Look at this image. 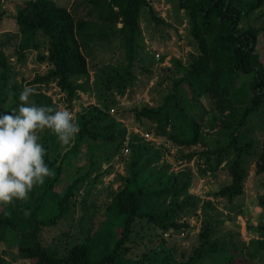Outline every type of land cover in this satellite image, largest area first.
I'll return each mask as SVG.
<instances>
[{
	"label": "rangeland",
	"instance_id": "obj_1",
	"mask_svg": "<svg viewBox=\"0 0 264 264\" xmlns=\"http://www.w3.org/2000/svg\"><path fill=\"white\" fill-rule=\"evenodd\" d=\"M24 1L0 0V50L11 66L10 83L18 87L19 93L26 85L36 87L34 77L45 75L52 69L47 57L46 38L39 50L27 51L22 60L17 57L14 16ZM55 1L60 6L72 9L76 17L77 36L89 47L88 69L85 75L70 78L77 88L71 98L61 89L57 79H50L46 86L41 84V91L51 99L55 108H66L73 112L78 124L79 117L87 115L88 120L93 118L92 124L96 122L98 126H104L105 122L100 121L99 117L95 119L97 115L95 118L90 116L94 108L102 109L118 129L125 130V139L118 148L109 141L105 143L99 140L94 145L85 140L75 146L77 134L70 146H62L52 130L38 131L39 142L46 150L44 160L56 159L55 166L60 164L62 168L61 174L52 183L53 190L62 196L74 179L81 178L68 197L64 215L55 225L40 231L39 238L45 249L55 256H63L69 247L85 241L90 233L102 234L110 246L119 237L123 215L113 207L112 199L124 187L130 175V163L135 152L131 147L132 142L136 149L140 143H145L160 152L159 160L144 171L146 175L150 176L152 169L161 164H169L166 175L176 174L179 185L187 182L186 190L181 195L166 198L165 202L160 203V208L170 203L184 202L173 220L187 223L188 226L162 230L149 223L144 216L136 219L125 243L128 250L119 264L186 262L194 252L200 250L204 225H208L210 230L206 235L207 240L203 242L204 247L213 242L217 247L232 246L227 247L236 256L232 264H264V172L256 173V162L264 139V103L247 117L246 126L239 128L242 134L254 140L243 163L242 193L230 200L219 197L216 192L231 180L224 165L233 159V154L225 153L224 163L213 171L208 168L200 151L203 148L214 149L228 140V131L219 129L217 124L212 127V124L213 119L224 118L229 109L218 111L208 94L198 101L193 100L190 113L198 119L202 118L201 132L208 142L204 147L202 144L173 146L163 136L154 134V125L146 119H138L135 114L143 106L160 104L171 91L173 80L182 75L183 69L199 53L189 33L187 11L179 6V0H145L142 4L135 38V59L131 66L134 79L122 92L115 87L106 91L105 85L114 73L122 72L127 64L125 27L116 20H104L101 9L91 0ZM251 1L240 0V7L245 8ZM243 77L245 83L251 80V75ZM233 101L235 109H241L243 103L236 101V98ZM29 103H33L32 96ZM92 130L100 134L97 128ZM191 153L194 155L188 158ZM154 177L140 184L151 186L156 182L157 176L156 179ZM50 179L46 178L43 185H36L26 201L14 200L8 206L17 203L18 206L29 205L44 191ZM54 203V199L47 196L38 216L52 215L55 212ZM20 241L16 230L7 229L5 238L0 241V255L5 260L4 264H32L31 259L19 256L17 245ZM101 250L96 247L93 257ZM221 256L206 254L194 264H228L220 259Z\"/></svg>",
	"mask_w": 264,
	"mask_h": 264
},
{
	"label": "trees",
	"instance_id": "obj_2",
	"mask_svg": "<svg viewBox=\"0 0 264 264\" xmlns=\"http://www.w3.org/2000/svg\"><path fill=\"white\" fill-rule=\"evenodd\" d=\"M91 1L101 9V17L104 20H116L127 31V64L122 72L114 73L105 85L106 91L115 87L122 92L134 79L131 66L136 52L138 16L145 0ZM239 3L240 0H179V6L187 11L189 33L195 40L199 53L189 66L183 69L182 75L173 80L171 91L164 96L160 104L143 106L135 112L138 119H146L154 125L155 135L163 136L173 146L189 147L202 144L204 147L208 142L204 140L201 132L202 118L198 119L190 113L193 100L198 101L208 94L218 111L229 109L224 118L213 119L212 124V127L217 124L219 129L227 130L228 140L214 149L203 148L200 151L208 168L213 171L224 163L225 153L233 154V159L224 165L231 180L216 192L219 197H226L228 200L242 193L243 163L254 143V140L242 134L239 128L246 126L247 117L264 103V0H252L245 8H241ZM14 18L17 25L15 38L19 60L25 57L27 51L39 50L44 38L48 42L47 57L52 69L45 75L34 77L33 83L36 84L38 94L32 95L33 103L38 106H53L51 99L41 91L42 85L46 86L50 79H57L67 97H73L77 88L70 78L87 73L89 47L77 36V20L72 9L58 5L55 0H25L17 9ZM10 68L6 55L0 50V113L17 111L21 103L18 87L10 83ZM242 75H251V80L245 83ZM235 98L243 103L241 109H235L233 106ZM92 112L91 117L95 118L97 115L95 119L99 117L105 124H92L93 118L88 120L87 115H81L75 146L85 140L94 145L99 140L105 143L109 141L115 148L120 147L125 139V130L118 129L116 123L108 118L102 109L94 108ZM94 128L100 131L99 135L92 130ZM261 144L256 173L264 172V139ZM135 146L131 142L135 152L130 163V175L126 178L124 187L112 199L113 207L123 215V227L111 246L102 234L95 232L90 233L85 241L73 244L63 256L49 253L42 245L40 231L44 227L55 225L64 215L68 197L72 194L76 182L81 179H74L64 195L55 192L52 183L62 170L60 164L55 166L56 159H45L47 165L55 169L56 175L46 182L44 191L31 200L29 205L18 206L17 203L10 207L0 206V241L5 238L7 229L16 230L22 240L17 245V252L19 256L31 259L32 264H119L121 257L128 250L125 243L132 233L136 219L144 216L149 223L162 230L169 227H187V223L173 220L184 202L170 203L167 207L160 208V203L165 202L166 198L181 195L186 190L187 182L179 185L176 174L166 175L169 164H161L152 169L150 176L146 175L144 171L159 160L160 152L145 143H140L137 149ZM191 155L194 154H188V158ZM154 176H157V179ZM153 177L156 182L151 186L140 184ZM47 196L54 199L55 212L40 218L38 214ZM23 209H29L31 214L25 217ZM5 212L11 214L5 215ZM209 231L208 225H204L200 250L194 252L186 262L179 264H194L206 254L222 255L220 259L232 264L236 256L227 250V247L233 248L232 246L217 247L214 242L203 246ZM96 247L102 250L93 257ZM4 263L5 260L0 255V264Z\"/></svg>",
	"mask_w": 264,
	"mask_h": 264
},
{
	"label": "clouds",
	"instance_id": "obj_3",
	"mask_svg": "<svg viewBox=\"0 0 264 264\" xmlns=\"http://www.w3.org/2000/svg\"><path fill=\"white\" fill-rule=\"evenodd\" d=\"M36 94L35 86H24L18 110L0 113V206L26 201L36 185L55 176L45 163L46 150L38 131L52 130L62 146H70L80 131L74 113L68 109L30 104L29 97ZM23 214L27 217L31 212L23 209Z\"/></svg>",
	"mask_w": 264,
	"mask_h": 264
}]
</instances>
